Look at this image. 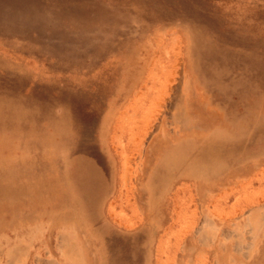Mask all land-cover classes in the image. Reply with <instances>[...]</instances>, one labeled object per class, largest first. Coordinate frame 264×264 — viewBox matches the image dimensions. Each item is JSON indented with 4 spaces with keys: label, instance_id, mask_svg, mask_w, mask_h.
I'll return each mask as SVG.
<instances>
[{
    "label": "rangeland",
    "instance_id": "1",
    "mask_svg": "<svg viewBox=\"0 0 264 264\" xmlns=\"http://www.w3.org/2000/svg\"><path fill=\"white\" fill-rule=\"evenodd\" d=\"M102 3L76 31L103 92L78 50L39 52L59 76L0 47V264H236L264 244V39L217 0Z\"/></svg>",
    "mask_w": 264,
    "mask_h": 264
},
{
    "label": "bare ground",
    "instance_id": "2",
    "mask_svg": "<svg viewBox=\"0 0 264 264\" xmlns=\"http://www.w3.org/2000/svg\"><path fill=\"white\" fill-rule=\"evenodd\" d=\"M217 2L226 3L227 17L242 23L252 31L256 30V33L264 39V0H217ZM105 12L102 0H0V47L13 56L31 61L38 69L48 70L59 76L65 73L64 69L56 66L50 60H45L39 52L44 49L71 52L78 50L83 58L84 73L75 78L76 83L83 89L94 87L95 91L103 92L112 78L113 70L108 59L101 55V48L94 45L93 38L95 37L82 36L80 34L82 30H77V32L76 26L79 24L88 26V23L98 20ZM72 32L75 35L79 33V35L70 37L68 33ZM145 86L143 84L141 88L146 89ZM170 91L171 88L163 87L155 96L153 104L159 109V113L169 115L171 98L166 96L170 95ZM158 124L156 122L153 129L144 128L141 144L138 146L141 152L140 161L143 159L144 142L150 138L154 131L158 130ZM148 129H152V131L150 132ZM121 160L127 161L123 155ZM141 164H138V170L141 168ZM202 164L203 162H200L199 166ZM126 174L127 170L122 173V185L125 184V186ZM126 192H129V189ZM176 193L177 191L173 195ZM172 198L175 199L174 196ZM170 201H172L170 205L173 207V214H175L174 207L176 205L174 200ZM118 221L120 222V220ZM141 221L139 225H141ZM171 222H174V225L176 221L171 219ZM201 227V231L205 232L206 230L210 231L211 225L207 219H204Z\"/></svg>",
    "mask_w": 264,
    "mask_h": 264
},
{
    "label": "crops",
    "instance_id": "3",
    "mask_svg": "<svg viewBox=\"0 0 264 264\" xmlns=\"http://www.w3.org/2000/svg\"><path fill=\"white\" fill-rule=\"evenodd\" d=\"M240 240L236 242L235 246L237 248L244 249V252L240 254V259L235 261L236 264H264V244L259 243V241H250L248 243H243ZM226 254V258H227ZM224 262L223 264H225Z\"/></svg>",
    "mask_w": 264,
    "mask_h": 264
}]
</instances>
